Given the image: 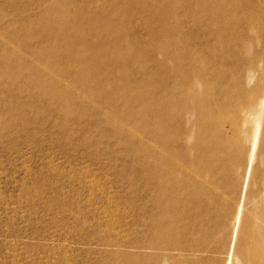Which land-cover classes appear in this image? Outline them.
Segmentation results:
<instances>
[{"label":"bare ground","instance_id":"bare-ground-1","mask_svg":"<svg viewBox=\"0 0 264 264\" xmlns=\"http://www.w3.org/2000/svg\"><path fill=\"white\" fill-rule=\"evenodd\" d=\"M101 1L72 21L56 0L38 37L0 23V88L73 120L91 112L138 158L139 228L114 264H264V0ZM148 2L140 40L128 27ZM226 248L224 262L205 256Z\"/></svg>","mask_w":264,"mask_h":264},{"label":"rangeland","instance_id":"rangeland-1","mask_svg":"<svg viewBox=\"0 0 264 264\" xmlns=\"http://www.w3.org/2000/svg\"><path fill=\"white\" fill-rule=\"evenodd\" d=\"M55 1L0 0V23L10 28L8 22L17 21L38 37L44 27L43 13ZM70 1L73 4L63 10L72 21H80L81 15L88 20L96 17V3H102ZM126 7L116 9L117 21L128 19ZM142 8L154 9V5H136L135 25L128 27L140 40L146 39L148 21H154ZM6 39L10 40L8 33ZM18 41L14 43L27 53L22 39ZM14 94L12 88L1 86L0 264H114L115 252L128 249L125 244L137 235L132 231L141 218L138 158L107 127L96 126L91 112L86 110V117L73 120L55 107L46 111L40 100L30 102L27 96ZM239 198L233 195L234 202ZM235 208L234 204L233 215ZM230 238L213 234L223 243ZM226 252L227 248L205 256L224 262Z\"/></svg>","mask_w":264,"mask_h":264}]
</instances>
